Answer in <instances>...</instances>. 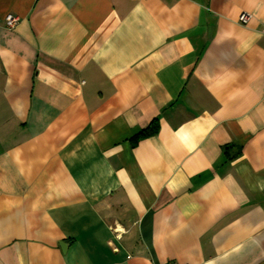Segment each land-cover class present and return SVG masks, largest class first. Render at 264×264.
<instances>
[{"label":"crops","instance_id":"obj_1","mask_svg":"<svg viewBox=\"0 0 264 264\" xmlns=\"http://www.w3.org/2000/svg\"><path fill=\"white\" fill-rule=\"evenodd\" d=\"M168 261L264 264V0H0V264Z\"/></svg>","mask_w":264,"mask_h":264},{"label":"built area","instance_id":"obj_2","mask_svg":"<svg viewBox=\"0 0 264 264\" xmlns=\"http://www.w3.org/2000/svg\"><path fill=\"white\" fill-rule=\"evenodd\" d=\"M251 18V15L249 13H241V15L239 16V21L241 23H246L249 19ZM4 21H5V27L7 29H13L19 22V17L17 15L8 13L5 15L4 17ZM117 236H119L117 234ZM163 264H178L174 261H168L166 263Z\"/></svg>","mask_w":264,"mask_h":264},{"label":"trees","instance_id":"obj_3","mask_svg":"<svg viewBox=\"0 0 264 264\" xmlns=\"http://www.w3.org/2000/svg\"><path fill=\"white\" fill-rule=\"evenodd\" d=\"M149 132H151L149 129H144L141 132H139L135 137L137 138L139 135H145L148 134Z\"/></svg>","mask_w":264,"mask_h":264},{"label":"water","instance_id":"obj_4","mask_svg":"<svg viewBox=\"0 0 264 264\" xmlns=\"http://www.w3.org/2000/svg\"><path fill=\"white\" fill-rule=\"evenodd\" d=\"M61 249L64 251L65 250V244L64 243H60Z\"/></svg>","mask_w":264,"mask_h":264}]
</instances>
